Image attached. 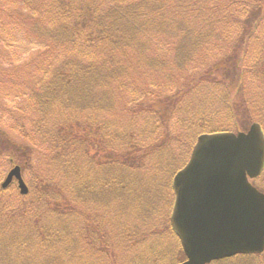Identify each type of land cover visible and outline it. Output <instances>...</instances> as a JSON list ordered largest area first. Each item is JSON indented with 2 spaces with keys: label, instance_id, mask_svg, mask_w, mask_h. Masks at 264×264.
Masks as SVG:
<instances>
[{
  "label": "rangeland",
  "instance_id": "obj_1",
  "mask_svg": "<svg viewBox=\"0 0 264 264\" xmlns=\"http://www.w3.org/2000/svg\"><path fill=\"white\" fill-rule=\"evenodd\" d=\"M30 1L31 10L24 13V0H0V126L15 146L24 145L19 149H29L30 157L38 158L33 167L22 170L29 199L36 193L35 183L40 175L48 185L42 188V196H50L55 185L50 164L52 156L42 147L44 151L39 149L37 123L46 117V123L53 124L60 119V114L43 112V108L37 110L38 96L43 98L41 90H44L50 91L54 98L59 97L53 93L57 90L45 83L46 79L48 76L64 79L68 61L78 58L80 52L69 54L68 41L61 44L58 54L46 50L47 46L55 44L51 39L39 45L34 23H30L27 30L20 23L30 21L31 11L36 10L34 2L40 8L45 2ZM87 1L78 0L70 9L91 14L114 9L122 0H107L114 8H110L106 0ZM226 3V0H214V8L221 5V10L216 9L217 15L213 13V24L193 18L190 26L195 29L194 34L205 33L206 28L208 34L198 46L191 47L194 50L190 55H184V62L177 51L182 55L196 39L165 35L162 43L154 45L149 40V23L136 37L122 42L121 48L112 55L114 59L109 54L98 57L100 53L92 51V63L113 64L119 72L115 83L106 88L109 91H104L109 96H95V109H89L92 113L88 110L84 115V123L96 130V135L88 137V148L91 154L107 157L113 165L125 162L126 173H131L126 175L125 185L123 182L121 186V180L118 182L119 192L125 190V195L122 199L119 196L113 199L109 207H97L93 200L94 204L72 201L74 186L64 196L70 205L66 199H59L48 212L40 205L38 216L8 214L5 218L21 222H24L21 218H27L22 229H29L34 221L40 220L39 224L50 227L53 235L65 238L61 239L60 250L51 231L49 236L45 231L36 235V228L34 233L26 232L22 237L32 245L8 252L4 247L14 246L13 236L3 241L0 237L1 264H55L59 254L60 264H172V260H184L178 239L167 226H170L175 199L174 171L187 164L201 135L227 131L247 134L250 127L257 124L264 138V0H235L232 7H226ZM249 3L254 6L244 13L238 9ZM142 36L141 42L137 38ZM106 56L111 62L103 61ZM222 61L225 62L223 77L212 75L215 80L207 83L203 76L210 75L209 69ZM224 78L226 81L222 84ZM23 125L29 133L26 137L21 129L16 130ZM34 125L35 131L30 134ZM11 156L6 159L8 165L4 159L0 161V185L15 162ZM113 171L116 172L115 168ZM251 183L256 190L264 192V166ZM88 194L95 196L96 193ZM112 194H115L114 189ZM2 196L16 202L15 207L20 205L16 185L10 186ZM37 236H42L40 241ZM86 241L94 246V251L88 247L80 254V248L87 247ZM226 260L229 261L223 264H264V251Z\"/></svg>",
  "mask_w": 264,
  "mask_h": 264
},
{
  "label": "trees",
  "instance_id": "obj_2",
  "mask_svg": "<svg viewBox=\"0 0 264 264\" xmlns=\"http://www.w3.org/2000/svg\"><path fill=\"white\" fill-rule=\"evenodd\" d=\"M76 1L78 0H44L45 3L41 5L43 9L34 2L35 7L33 6V8H36V10L31 11L33 15L30 21L20 23L23 24L22 27L26 30L29 28L30 23H34L36 26V28H34L36 29L35 35L41 42L39 45L44 41L46 42L48 39L55 41V44L47 46L46 50L48 51L58 54L62 49L60 48L61 44L64 41H68L71 44L69 54L76 51L80 52L78 58H72L68 61V70L66 75H64V79L58 78L57 76H48L46 79L45 83L48 84V87L51 89H56L57 91L53 93L59 95V97L54 98L50 91L44 90H41L44 97L42 98V95L38 96L39 103L37 104V110L43 108V112L49 110L48 112H55V115L60 114V119L53 124L46 123V117L41 118V121L37 123V134L40 136L39 140L41 141L39 149L48 151L52 156L50 164L53 165L52 169L55 185L53 184L54 186L51 188L50 196L55 197V199L50 198L49 195L42 196V188L48 185L47 180L41 175L38 177L39 179L37 178V182L35 183L37 188L34 197L29 199V192L25 196L19 195V201L17 203H20V205L17 207L14 206L16 202L13 200H5L6 197L2 196L10 187L6 190L0 188V197H2V201H0V209H2L0 237L2 241L9 236H13L14 238V246L4 247L8 252L18 251V249L22 248L24 245H32V243L25 241L22 237L26 232H33L36 228V235L37 232L41 234L42 231H45L48 232L46 236H49L51 231L52 237L55 238L54 242L58 245L56 248L58 247L60 250L62 248L61 239L65 238L64 235H53L54 232L50 227H44L39 224L40 220H37V222L34 221L29 229H22L27 218H21V220L24 221L21 222L5 218L8 214L12 216L18 215L20 217H30L33 214L38 216V214H40V205L41 207L45 206L43 209H46L45 211L48 212V210H51L50 207L53 206V203H56L59 199L64 201V199H66L64 198L65 192L69 194L70 189L72 187L74 188V186L75 189L72 191L71 195L72 201L77 200L82 204H86L87 202L94 204L91 202L93 200L95 202L94 205L97 207H109L113 199L118 196L119 199H122L125 195V190L119 192L120 189L118 187V182L120 180L122 181L121 186L123 182L125 185L126 175L131 173H126L128 167L123 165L125 162H115V165H113V162L107 157L91 154L90 148H88L90 140L88 137H91L92 134L96 135V130L87 123H84L86 118L84 115L89 109H95V96H109V94L104 93V91H109V89L106 88L115 83L117 73L119 72L113 64L97 65L96 63H92V51L99 52L100 55L98 57H104L106 54H109V57L114 59L112 55L117 48H121L120 45L122 42L136 37L137 32L144 30L146 23H149L151 27L149 40L154 45L162 43L163 41L161 39L164 38L165 35L177 34L184 40L196 39L194 43H191L188 48H186L182 55L177 51V55L180 56L181 60L184 62V55H190L194 50L191 47L193 45L198 46L208 34L207 28L205 33L200 32L198 35H196V33L194 34L195 29L190 26L193 18H197L199 22L213 24L215 18L213 17V13L217 15L218 10L216 9L221 10V5L216 9L214 8V0H122L121 4L116 8H114L115 5L108 2L110 0H106L108 5L111 4L110 8L114 9H101L102 11L86 14L83 11L77 13L70 9ZM226 1L227 3L224 4L226 7L235 5V0ZM30 3V0H24L22 12L27 13L31 10L30 6L32 3ZM67 3L68 5L65 6L64 4ZM251 6L254 5L249 3L240 6L238 9L244 13L246 10H249L247 8ZM25 19L27 20L26 17ZM217 20L218 22L221 21L219 18H217ZM175 25L178 26L175 27ZM143 37L144 36L138 37L137 39L141 41ZM176 49H179V45ZM103 61L111 62L107 56ZM224 64V61L216 63L214 67L209 69L210 75L205 74L203 79L209 83L214 79L212 75L222 78L224 75ZM103 67L105 68L101 70L100 68ZM103 71L104 76H102ZM225 81L226 78L223 79L222 84H224ZM67 87H69V89H66ZM101 89L103 91H101ZM57 108H60V110H57L59 113L56 112ZM81 110L84 111L80 112ZM89 112H91V110H89ZM79 117L82 118L79 119ZM30 124H32V121H30ZM42 126L43 128H41ZM20 129L24 137L29 135L25 129V125L16 130ZM34 131L35 125L33 131H30V134ZM101 131L104 132L103 129H101ZM213 132L215 131H211V133ZM5 134L6 133L2 131L0 126V161L4 159V162L8 165L6 159L12 155L11 159L15 161L12 162L13 165L16 163V165L21 168V172L23 169L27 170L33 167L38 158L35 155L30 157L29 149L27 151L19 149L25 146L22 144L15 146L10 137ZM47 144L51 147H46ZM29 164L31 166H28ZM114 168L116 170L115 173L113 171ZM177 171L178 170L174 171V173ZM113 189L115 194H112ZM38 191L41 192L39 193ZM84 192L86 193L83 194ZM90 192L96 193L95 196L88 194ZM47 193L49 194V191H47ZM76 193L77 195H75ZM39 194H41V196H38ZM51 199L53 202H51ZM66 200L67 204L70 205L71 202L69 199ZM6 201L8 202L6 203ZM75 211L78 212V210ZM167 226L168 230L174 234L171 227L169 225ZM57 232L59 233V230ZM37 237L39 241L42 238V236ZM76 237L79 241L81 240L79 235H76ZM36 245H38V243H36ZM84 245L87 247L80 248V254H82V251H87L88 247V249L94 251V246L92 247L89 245V242H84ZM57 256L55 257V264H60L57 261ZM227 261L229 260H223L213 264H223ZM1 262L2 255L0 257V264ZM178 262L179 261L172 260V264H177Z\"/></svg>",
  "mask_w": 264,
  "mask_h": 264
},
{
  "label": "water",
  "instance_id": "obj_3",
  "mask_svg": "<svg viewBox=\"0 0 264 264\" xmlns=\"http://www.w3.org/2000/svg\"><path fill=\"white\" fill-rule=\"evenodd\" d=\"M264 165V138L253 124L247 134L201 135L189 161L173 179L171 226L186 257L182 264H209L264 250V195L251 186ZM15 178L28 189L20 168H12L2 188Z\"/></svg>",
  "mask_w": 264,
  "mask_h": 264
},
{
  "label": "flooded vegetation",
  "instance_id": "obj_4",
  "mask_svg": "<svg viewBox=\"0 0 264 264\" xmlns=\"http://www.w3.org/2000/svg\"><path fill=\"white\" fill-rule=\"evenodd\" d=\"M251 182H252V181H251ZM257 190H258V189H257ZM258 191H259V190H258ZM260 191H261V190H260ZM260 191H259V192H260ZM261 193H263V194H264V192H262V191H261ZM181 253H182V252H181ZM179 263H181V261H179L177 264H179Z\"/></svg>",
  "mask_w": 264,
  "mask_h": 264
}]
</instances>
